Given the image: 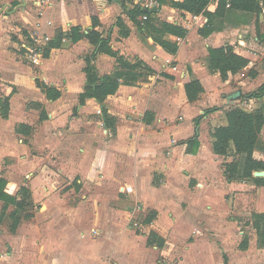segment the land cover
I'll list each match as a JSON object with an SVG mask.
<instances>
[{"label": "crops", "instance_id": "crops-1", "mask_svg": "<svg viewBox=\"0 0 264 264\" xmlns=\"http://www.w3.org/2000/svg\"><path fill=\"white\" fill-rule=\"evenodd\" d=\"M218 1L211 0L207 10L213 13ZM164 4L152 13L157 15L166 7ZM133 8L126 0H0L1 32L5 22L15 17L28 30L24 31L27 40L32 38L34 44L45 40L35 44L40 52L35 76L30 66L15 60L12 52L0 49V79L8 85L4 92L0 91V98L8 96L7 115L2 116L0 110L2 191L18 199L20 186L28 188L34 211L30 218L21 220L31 219L37 248H52L55 264H224V260L227 264H264V247L258 246L255 235L249 236L246 248H239L246 233L237 217L242 214L238 201L245 181L227 180L219 172L222 158L228 156L213 153L211 136L215 127L226 124L225 110L233 102L226 93L235 81L245 88L243 77H250L256 55L242 48L245 40H239L240 46L235 45L234 38L224 42L227 35L221 30L203 38L207 47L203 57L192 48L190 35L182 43H178L181 39L177 42L175 54L155 43L151 47L135 36V20L129 17ZM181 12L187 18L195 16V20L207 22L202 14ZM92 17L97 18L95 29L108 37L112 50L126 59V55L141 59L159 80L121 85L101 104L78 105V95L86 82L84 60L79 54L82 47L91 44L86 38L73 42L63 37L62 46L66 40L70 46L51 48L47 57L43 56V44L73 26L86 33L92 28ZM136 20L142 23L140 15ZM224 45H231L249 63L222 80L218 72L208 68L207 56L208 48ZM28 47L31 46L25 45V50ZM56 53L66 55L70 62L75 59L76 65L68 67L65 60H55ZM97 57L113 58L115 62L107 54ZM170 61L174 62L171 66L167 64ZM6 65L11 68L3 70ZM114 65L111 71L101 73L99 66L95 67L102 76L111 73ZM69 70L75 74H66ZM36 78L59 90L60 96L47 98L36 85ZM193 78L199 80L203 92L189 101L184 85ZM263 82L264 79L254 90L242 91L241 95L249 96ZM212 108L215 110L211 112L222 114L220 122L218 118L208 120V112L195 123L196 117ZM42 111L45 118L40 119ZM95 116L101 120L102 128L93 126ZM189 140L198 142L194 151ZM78 144L83 146L77 148ZM253 156L263 159L264 152L255 150ZM58 165L64 177L50 170ZM77 170L81 179L76 177ZM78 183L89 193L83 202L71 204ZM62 184L65 188L60 191L57 187ZM121 196L144 210H154L156 216L148 220L142 234L136 231V223L130 226L126 221L131 213ZM158 200L164 202L163 207L155 203ZM4 203L0 199V264H15V247L5 242L4 234L14 206L9 203L3 212ZM138 211L135 208L132 215ZM150 232L163 238L162 246L148 244ZM23 236L28 242L32 239L31 234ZM79 249L81 260L74 255ZM158 254L162 259H157Z\"/></svg>", "mask_w": 264, "mask_h": 264}, {"label": "trees", "instance_id": "trees-1", "mask_svg": "<svg viewBox=\"0 0 264 264\" xmlns=\"http://www.w3.org/2000/svg\"><path fill=\"white\" fill-rule=\"evenodd\" d=\"M211 0H182L172 1V5L191 14H202L207 18V23L199 31L203 35H208L216 30L215 18L222 19L227 11L234 10L242 13H260L264 7V0H219L217 7L213 13L207 10ZM228 4L227 8L226 5ZM146 11H142L138 7H134L129 12V17L136 20L137 15H141ZM147 19L142 23L138 22L144 29L156 32L153 36L155 42L161 48L170 54H175L178 49L176 41H170L163 38V35H171L175 38L183 39L188 31L182 25L171 22L159 21L158 26L154 24L155 15L152 12H147ZM98 22L96 17H92V28L86 33L80 32L77 26L71 27L68 31H59L53 39L45 43L43 56L47 57L51 48H59L62 46V38L68 37L71 41L76 42L81 38H86L93 46L90 53H87L84 60L83 71L86 75V82L83 90L78 95V105H84L89 102H97L101 104L104 99L116 93L121 85L135 86L139 82L146 81V77L152 75L154 70L149 67L141 59L136 58L135 63H131L123 55L112 50L109 45L108 37H103L101 32L96 28ZM98 54H107L115 58L114 69L109 74L102 76L98 75L94 61ZM208 68L212 72H218L222 80L227 78L228 73H236L249 63L248 59L234 52L231 45H224L216 48H208L207 56ZM36 85L41 88L46 97L56 99L60 96L59 90L50 87L39 79H35ZM8 87L7 84L0 80V91L4 92ZM186 97L189 101L197 99L199 94L203 92V87L198 79L193 78L184 85ZM250 94V93H249ZM264 95V82L253 91L249 97L261 98ZM0 110L2 116L7 115L8 111V96L0 98ZM215 110L206 109L204 112L194 119L195 123L206 113ZM104 114V113H103ZM45 118L44 111L41 112L40 119ZM226 124L219 125L214 128L212 136V151L216 155L228 156L232 155L231 161L224 164L222 175L227 180L235 181H250L258 187H264V174L262 176H253L254 171L264 172V160L257 159L253 156V152L258 149L260 144V133L264 126V112L261 108L249 109L241 105L229 106L225 110ZM23 128H29L26 125H21ZM188 143L194 147L193 151L198 147L197 140H189ZM4 181L0 179V199L5 203L3 212L8 204H13V210L9 214L10 223L8 227L11 231H15L22 218H30L31 213L26 211L28 204L31 202L30 191L25 186H20L18 199L8 196L2 191ZM253 221L252 228L256 231L257 244L259 247H264V212L252 213ZM148 244H154L158 247L164 243L163 238L154 232H150L148 236ZM248 244L247 238L242 239L239 248L244 249ZM224 264L227 261L224 260Z\"/></svg>", "mask_w": 264, "mask_h": 264}, {"label": "rangeland", "instance_id": "rangeland-1", "mask_svg": "<svg viewBox=\"0 0 264 264\" xmlns=\"http://www.w3.org/2000/svg\"><path fill=\"white\" fill-rule=\"evenodd\" d=\"M173 0H166L164 1V4L166 7L162 9V11L158 12L157 15H155V20L153 21L156 26H158L159 21H166L175 23L178 25H182L184 28L187 29L188 33L187 35H190L193 37V40H189V42L192 45V48L195 49L196 54L199 57H203L205 54L206 42H203V38H206V35H203L200 33V29L204 27V25L207 22H201V19H192V17H186V14L181 12L179 9L175 8L172 5ZM227 8V7H226ZM160 9V10H161ZM2 10L0 11V13ZM6 14L7 12H3V14ZM3 19V18H2ZM125 19V18H124ZM6 20V19H3ZM216 30H221V32L226 33V37L224 38V42L229 41V39H235V45L240 46L239 40H245L247 43L244 46L241 44L242 48H246V50L254 53L256 55V58L253 59L254 63L251 69H249L248 76L250 77H243L245 79V88H241V86L236 83V81L231 85V90L226 93L228 95L229 100H233V105H244L251 109H254L255 107H259L264 112V98L262 99H255L249 96L244 97L241 95L242 91L249 92L254 90L259 82L264 79V7L262 8V11L258 14L254 13H242L239 11L230 10L227 11L224 17L222 19H216L214 20ZM135 26H134V33L135 36H139L146 44L150 43L151 47L159 45L157 42L154 41L153 36L156 35V32L153 31V34L150 33V30L144 29L138 22L135 20ZM1 25V22H0ZM6 26H2V28L5 30L0 31V49L8 50V52H12L14 54L15 60L19 64L28 65L32 69V76H35L37 74L38 67L40 66L37 62L33 61L32 55L29 51L25 50V45L35 47V44L43 43L45 40L41 39L39 43L35 42L33 43V39L30 38L29 40L26 39V36L24 35V31L28 32V30L22 25V22L15 17H12L11 20H7L5 22ZM139 27V29H138ZM142 28V30H140ZM1 29V28H0ZM59 31V29L56 31V33ZM212 34V32L210 33ZM208 34L207 36H209ZM33 38H37L36 36H33ZM163 38L168 39L170 41H176L178 42L180 39L173 38L171 35L168 36L167 34L163 35ZM151 39V40H150ZM184 40H180L178 43H182ZM156 45H155V44ZM33 45V46H32ZM45 46V43L43 44ZM90 45V44H89ZM70 46V41H67L63 43V48H67ZM91 45L87 48L82 47L81 54H79V58H84V56L87 53H90L91 51ZM24 49V50H23ZM132 51V50H131ZM127 59L131 63H135L134 55L129 56L126 55ZM54 59L60 61H66L68 64V67H72L73 65H76V60L74 59L73 62H70V58H68L64 54L56 53ZM173 61L168 62L167 64L171 66L173 64ZM95 64L99 66L98 71L99 73L106 71H111L113 64H115L114 59L106 60L104 58L97 57ZM94 64V65H95ZM110 66V67H108ZM10 69V65H6L3 67V70ZM175 68V67H173ZM260 69L262 72H260ZM102 70V71H101ZM159 71H163V68L159 69ZM70 76H73L75 73L73 70H69L68 73ZM153 75V74H152ZM152 75H149L146 77V79L155 81L159 80L158 78ZM1 80V79H0ZM2 81V80H1ZM166 83H169V81H166ZM6 84V83H5ZM233 98V99H232ZM70 100V96L68 98ZM237 99V100H235ZM213 101V100H212ZM213 103V102H212ZM207 108V107H206ZM203 111V110H202ZM224 113V111H223ZM97 115V114H96ZM222 114H219L217 111L211 112L207 115V118L210 119H217L220 122V117ZM93 118V126L98 125L99 128H102V123L99 117H92ZM222 119V118H221ZM209 121H207V127ZM212 128V126H210ZM206 128V129H210ZM264 132V127L262 129ZM260 133V144L258 146V149L256 151L264 152V135L263 133ZM83 145L78 144L76 146L77 148L82 147ZM223 161H231L232 155H228L226 158H222ZM262 159V158H260ZM264 159V158H263ZM262 159V160H263ZM4 162L7 161V159L4 158ZM227 162H221L219 172L222 173L224 170V164ZM79 168V167H78ZM59 165L58 168H54L51 166L50 170L54 171L59 175V177H64V173L60 172ZM77 170L76 177L77 179H81V175L79 174ZM256 173H260L259 171H254L253 176H262V175H256ZM36 175V173H34ZM97 176H102L101 172H98ZM242 182V181H241ZM64 184L57 187V189H64ZM76 189L75 195L71 197L70 202L71 204L75 201V204L79 202H83L85 199L83 198L84 195L88 194V190L81 189L82 186L78 183L74 186ZM244 190H242V194L240 196V200L238 201L239 209L242 212L241 215H237L238 217V225L240 227H243L246 229V233L244 234V238H249L252 236H256V231L251 226V222L253 221L252 213L256 212L257 209L264 210V188L255 186L250 181H245ZM61 191V190H60ZM73 195V194H72ZM121 201L124 203V206L127 207V209L130 210L131 215H129L126 218V221L131 226L132 224L136 223V231L142 234V231L145 227V225H148V220H150L153 216V219L155 218L156 214H154L153 209L148 208L147 210H144V207L138 204L137 206L134 205L135 203H129L126 197H120ZM253 199V200H252ZM160 207H163L164 202L156 201ZM34 203L31 202L28 204V207L26 208V211L33 214L34 211ZM82 208H85V205H82ZM135 208L139 209L138 212L135 213V215H132V212L135 211ZM235 215V214H232ZM236 217V218H237ZM31 219L27 220H21L19 222L18 227L15 231H11L8 226H5L4 228V234L7 236V241L13 243V246L15 247V250H11L12 253H14L15 264H55L53 261L52 255L53 250L52 248H42L43 245H41L38 249L37 248V237L35 234L36 228L34 226L30 225ZM31 234L32 239L28 242V240L23 236V234ZM251 233V234H250ZM242 241V240H241ZM240 241V242H241ZM74 252L71 253V255L67 256L68 259L71 258ZM78 259L81 260L82 256L80 253V249L76 250L74 253ZM75 257V256H74ZM75 257V258H76ZM158 260L162 259V257L158 254L157 257Z\"/></svg>", "mask_w": 264, "mask_h": 264}, {"label": "built area", "instance_id": "built-area-1", "mask_svg": "<svg viewBox=\"0 0 264 264\" xmlns=\"http://www.w3.org/2000/svg\"><path fill=\"white\" fill-rule=\"evenodd\" d=\"M134 7L140 8L145 13L140 15L141 22L145 21L148 17L147 12H156L166 0H126ZM194 18H196L194 16ZM27 50L31 53L33 61H37L40 58V52L37 47H28ZM175 69V68H174Z\"/></svg>", "mask_w": 264, "mask_h": 264}, {"label": "water", "instance_id": "water-1", "mask_svg": "<svg viewBox=\"0 0 264 264\" xmlns=\"http://www.w3.org/2000/svg\"><path fill=\"white\" fill-rule=\"evenodd\" d=\"M260 173H256V175H263L264 172L263 171H259Z\"/></svg>", "mask_w": 264, "mask_h": 264}]
</instances>
